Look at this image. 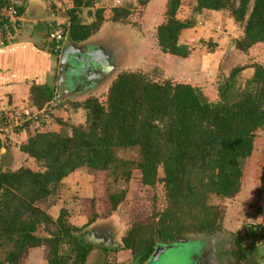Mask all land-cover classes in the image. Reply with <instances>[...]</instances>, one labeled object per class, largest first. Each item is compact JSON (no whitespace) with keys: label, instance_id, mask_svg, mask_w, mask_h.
I'll return each instance as SVG.
<instances>
[{"label":"trees","instance_id":"obj_1","mask_svg":"<svg viewBox=\"0 0 264 264\" xmlns=\"http://www.w3.org/2000/svg\"><path fill=\"white\" fill-rule=\"evenodd\" d=\"M69 2L66 21L58 27L63 34L54 54L61 52L65 37L82 42L107 22L128 23L131 7L146 8L148 4V0H133V4L122 0L123 5H116L111 0V15L105 18L106 8L96 6L95 0ZM249 4L250 0H167L165 15L156 26V44L164 54L187 57L189 51L179 42V36L193 21L184 15L186 19H180L178 11L189 9L192 16L212 10L223 12L242 26L239 38L232 40L235 50L245 53L259 45L264 53V0ZM21 10L20 2L18 18ZM84 11L91 21L82 17ZM2 19L0 13L1 38ZM15 24L9 30L13 35L19 19ZM8 43L3 40L0 45ZM248 67L253 69L252 76L243 88L235 86V77ZM220 74L224 82L218 88V97L209 100L190 83L121 71L111 77L100 96L93 93L80 101L68 98L71 108L84 112L83 124L56 117L59 129L52 131L44 129L49 110H66L55 100L53 88L32 85L26 105L40 117L16 132H27L18 150L32 159L37 169L0 168V264H19L27 247L42 245H47L45 264H86L95 245L84 239L83 232L98 222V215L92 213L88 222L77 226L72 222L76 215L66 208L54 213L50 210L59 200L63 180L79 170L102 173L108 185L119 180L128 182L138 175L142 186L154 190L148 220L132 222L121 238L122 249L134 263H145L157 240L168 243L190 234L223 232L222 211L208 200L212 195L233 199L241 191L245 162L253 153L257 131H264V63L235 66L227 77ZM5 110L15 115V107ZM10 119L0 120V150L6 144V152L10 140L3 129ZM121 151H134L135 156L125 159L119 155ZM6 154L13 162L11 151ZM260 162V178L264 179V148ZM125 194L107 193L112 210L124 201ZM158 205L162 209H157ZM251 208L263 221L244 225L250 248L264 241V209L256 205ZM232 240V256L245 261L251 249H246L236 235Z\"/></svg>","mask_w":264,"mask_h":264},{"label":"rangeland","instance_id":"obj_2","mask_svg":"<svg viewBox=\"0 0 264 264\" xmlns=\"http://www.w3.org/2000/svg\"><path fill=\"white\" fill-rule=\"evenodd\" d=\"M128 1L124 0V3H135L133 0ZM115 2L116 5H123L122 0H115ZM166 2L167 0H148L146 8L136 6V9L131 7L132 13L126 19L128 23L107 22L100 28L97 33L98 35L95 34L92 36L94 41H98L97 39L103 40L104 35H106L118 48L114 49L116 54L115 60L112 61L111 59L112 64L116 67L112 77L125 70L139 71L154 80L190 83L201 89L207 99L215 100L218 97V88L224 82L223 76L220 73L227 77L231 69L235 66H251L254 63H264L263 49L259 45L245 53L234 49L232 40L237 37L239 38L242 26L239 27L223 12L212 10L191 13L192 16H189V9H187V12H185L184 8L179 10L177 14L180 19L185 20L189 17L193 21L191 27L182 31L179 36V42L186 46L189 54L187 57L181 58L162 53L156 44L155 32L156 26L165 15ZM252 2L253 0H250L249 6L252 5ZM105 4L107 5L104 6L106 8L104 16L107 18L111 15L109 10L113 4L111 0ZM95 5L99 6L98 3ZM38 12H41V8L38 9ZM82 17L84 19L87 18L86 11L82 13ZM87 19L91 21V18ZM111 35L114 40L110 37ZM124 43L125 45L133 44L135 47H131L133 48L131 52L125 49V52ZM224 61L226 62L225 64ZM251 73L252 68L248 67L243 69L235 77V86L243 88L245 81L251 77ZM107 85L108 83L100 89L101 91H86L80 95L81 97L75 98L71 96V99L80 101L87 95L93 93L100 96L106 91ZM63 95H61L60 99L66 111L54 115L53 110L47 108L50 114H47V117L44 119L47 124V127L44 129L51 131L58 130L59 124L56 123V117L68 123L75 122V124H83L85 122L84 112H81V110H79L80 112L78 110L75 111L71 108L67 104L68 98L62 99ZM9 96H11L12 100L14 99L21 103L8 101ZM0 99L1 109L15 107L17 111H20L22 106H27L23 103L25 98L19 99L16 94L0 93ZM25 109L27 110V108ZM3 131L8 132L7 135L10 140V143L8 141L9 151L4 152V154L11 151L16 162L14 168L27 166L32 169H37L33 160L28 159L27 156L21 154L18 150V147L27 139V132L18 133L10 127L4 128ZM257 135L253 153L245 162L240 193L233 199H224L212 195L208 200V204L217 206L222 211L223 217L221 223L223 233L215 232L211 236L206 234H190L184 236L188 241L201 242L200 247L204 250L202 253H205L203 256L205 258L200 256L198 260H202V262L218 257L219 261L214 264H249L226 254L225 250L233 251L235 248L232 243V235L240 237L243 245H248L251 239L245 236L246 230L244 225L248 222L256 224L263 221L259 214H254L255 209L251 208V206L256 205L264 209V179L260 178L262 175L260 157L261 151L264 148V131H257ZM4 146L7 149V145L4 144ZM119 155L125 159H130L135 156V153L134 151H121ZM3 159L5 161V165L3 166L11 168L8 158L4 157ZM0 166V168H3L1 163ZM110 191H125L126 193L124 201L117 206L116 210L110 208L111 206L107 195ZM153 193L154 190H147L140 184L138 175L132 176L128 182L119 180L115 183L111 182L108 185L102 173L89 174L86 170H79L63 180L59 200L50 210L54 213L61 207L66 208L71 215H76L72 222L77 226L88 222L91 214L96 213L99 218L94 226L98 225V229L101 231L104 230L112 238L121 240L126 227L128 228L132 222H146L148 220L147 215L151 212L150 199ZM157 209H162L161 205H158ZM257 244L255 242L253 245L257 246ZM46 247L47 245H42L39 248L27 247L24 250L20 264H34L33 259L29 258V254L45 256L47 251ZM246 248L248 249V247ZM176 254L172 253L171 255L179 258V264H193L188 258V260L184 258L185 254ZM186 255L188 256V254ZM100 257H104L108 264H126V257L130 256L126 250L111 249L107 251L103 250L101 254L94 258V261H98V264H101ZM169 261L171 262L172 259H169ZM35 264L41 263L36 261ZM205 264H207V261Z\"/></svg>","mask_w":264,"mask_h":264},{"label":"crops","instance_id":"obj_3","mask_svg":"<svg viewBox=\"0 0 264 264\" xmlns=\"http://www.w3.org/2000/svg\"><path fill=\"white\" fill-rule=\"evenodd\" d=\"M20 2L22 10L14 38L8 44L0 45V93L16 94L19 99L25 98L23 103L26 104L31 98L30 87L34 84L45 85L54 89L55 100L59 103L61 102L60 97L62 94V91L60 92L57 85L60 53L54 54L53 43L49 40L48 33L60 29L58 27L65 23V11L71 4L69 0H20ZM95 2L98 3L100 7H104L107 5L105 3H109V0H95ZM24 3H26V5H24ZM39 8H41V12H38ZM105 36L106 35H104V38L108 40L109 37ZM118 39L122 40L120 38ZM97 40L100 45L103 44V40ZM71 42L77 49H95L96 40L94 41L91 36L82 42H73L69 37H65L61 42V47H66L71 44ZM126 46L129 52L133 49L131 47H135L133 44H126ZM9 97L8 101L10 102H20L14 99L12 100L11 96ZM22 107L27 108V110H32L28 106ZM52 112L54 115H57L64 111L63 109H58ZM4 152H6V149L5 151L0 150V163L3 168L6 167L3 166L5 165L3 158H8V155L6 153L4 154ZM8 160L12 162V160ZM15 163L13 159V162L10 163L11 168H14L12 165ZM108 235L109 233H107V237ZM115 241H118V239ZM257 243V246L254 245L251 246V248L248 245H243L251 249V252L244 262L249 264H264V241H257ZM103 248L105 250H111V248L95 246L88 255L86 264H98V261H94V258L102 253ZM117 249L124 251L122 247ZM29 258L33 259L34 264L36 261L45 264V256L29 254ZM100 258L101 264H108L104 257ZM126 258V264H138L134 263L131 257Z\"/></svg>","mask_w":264,"mask_h":264},{"label":"water","instance_id":"obj_4","mask_svg":"<svg viewBox=\"0 0 264 264\" xmlns=\"http://www.w3.org/2000/svg\"><path fill=\"white\" fill-rule=\"evenodd\" d=\"M97 44L100 43L96 41L95 49H77L71 42L68 46L61 48L57 85L60 92L62 91L61 93L64 94L62 98H71V96L76 98L81 97L80 95L86 91H99L110 81L115 70L114 65L105 49L97 46ZM77 75L78 77H76ZM81 76L82 78H80ZM5 149L6 147L3 146L1 150L5 151ZM83 235L87 242L95 246L111 249L123 247L121 240L115 241L103 234L97 236L95 232L91 231V228L84 231ZM197 245L201 246L200 243H197ZM189 247L192 248V251L196 249L195 245L188 243L184 238L181 241L174 240L170 243L157 240L154 250L145 264L170 263L168 259L169 255H171L170 253H177L179 255L184 252L187 254L189 253ZM171 262L179 264L178 258L172 257Z\"/></svg>","mask_w":264,"mask_h":264},{"label":"built area","instance_id":"obj_5","mask_svg":"<svg viewBox=\"0 0 264 264\" xmlns=\"http://www.w3.org/2000/svg\"><path fill=\"white\" fill-rule=\"evenodd\" d=\"M20 1L19 0H2V3L0 4V13H2V32L4 31V35H2V38L0 40V44L4 41H12L14 38V35L10 33V28H14L16 26L15 22L19 19L17 15V7L19 6ZM63 34V30L57 29L54 31H51L49 33V39L54 45V51L55 48L59 47L58 43L61 38V35ZM57 44V46H56ZM10 117V121L8 120V127L18 130L21 127H23L28 121L30 120H36L40 117V113H32L29 110H24L23 113L20 111H15V115L6 114L5 109L0 108V120H4L5 118Z\"/></svg>","mask_w":264,"mask_h":264},{"label":"flooded vegetation","instance_id":"obj_6","mask_svg":"<svg viewBox=\"0 0 264 264\" xmlns=\"http://www.w3.org/2000/svg\"><path fill=\"white\" fill-rule=\"evenodd\" d=\"M106 37H108V36H106ZM113 40H114V38H113V36H110ZM124 42V41H123ZM97 46H99V47H101V48H103V49H105V51L109 54V57L112 59V61H114L115 60V52H114V49H118L116 46H115V44L113 43V42H111L110 41V39H108L107 40V38H105V39H103V44L102 45H100V44H97ZM96 47V46H95ZM127 46L125 45V43H124V51L126 52V50H127ZM126 49V50H125ZM128 52H129V50H128ZM110 59V60H111ZM119 60H120V58H119ZM228 61V60H227ZM114 68H116V67H114ZM76 77H78V75L76 76ZM80 78H82V76L80 77ZM76 79H78V78H76ZM79 80V79H78ZM77 80V81H78ZM75 94V93H74ZM74 94H72V95H74ZM15 164H13L12 166H14ZM104 224V223H103ZM99 227H98V225H95V226H93L92 228H91V231H93V232H95V234L98 236V235H105L106 237H107V233L104 231V230H100V229H98ZM120 231H121V229H119ZM119 231V232H120ZM213 234H215V233H213ZM213 234H210V235H208V236H211V235H213ZM108 237H110L112 240H116V238H112V236L111 235H108ZM182 238H184V237H181V238H179V239H176V240H182ZM223 238H224V236H223ZM185 239V238H184ZM186 241L188 242V243H191V244H193V245H195L196 246V249L195 250H193L192 251V248L191 247H189V253H187L188 254V256L186 255V253H180V254H185L184 255V258H188L189 259V261H192L193 262V264H205V262L207 261V264H214L215 262H218L219 261V259H218V257L217 258H215V259H209V261L208 260H206V261H203L202 262V260H198V258L201 256L202 258H205V257H203L204 255H205V253L203 254L202 253V251L204 252V250L203 249H201V247L200 246H198L197 245V243H200L201 244V242L199 241V242H196V241H188V239H186ZM173 242V241H172ZM225 253L226 254H228V255H231L232 256V250H225ZM224 253V254H225ZM170 254H172V253H170ZM203 254V255H202ZM177 255V254H176ZM170 257H168V259H172V257H174V258H178V257H175V256H173V255H169ZM233 257V256H232ZM187 259V260H188ZM170 262V261H169ZM241 262H244V261H241ZM146 263V262H145ZM145 263H143V264H145ZM170 263H173V262H170ZM178 263H179V258H178ZM163 264V263H162ZM164 264H168V262L166 263H164ZM174 264V263H173Z\"/></svg>","mask_w":264,"mask_h":264}]
</instances>
